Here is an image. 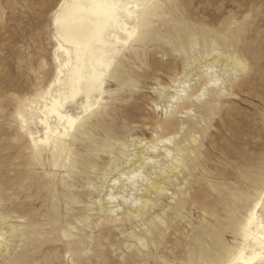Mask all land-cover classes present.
<instances>
[{
    "label": "rangeland",
    "instance_id": "374dc122",
    "mask_svg": "<svg viewBox=\"0 0 264 264\" xmlns=\"http://www.w3.org/2000/svg\"><path fill=\"white\" fill-rule=\"evenodd\" d=\"M62 2L0 0V198L4 199L0 215L11 214L14 218L9 221L19 231L28 226L43 231L40 241L28 244L25 238H10V253L0 257V264L17 260L18 264H72L69 243L80 240L79 247L84 249L80 264L189 262L187 252L197 235L204 237V227L220 230L218 221L229 223L222 202L233 201L231 191L245 192L252 201L264 188L261 183L254 188L235 174L241 157L264 156V150L254 148L264 143V0H159L162 9L149 17L150 38L122 50L106 79L98 114L85 119L89 137L79 135L68 142L67 152L54 153L68 154L67 169L76 158H89L96 166L45 176L52 155L45 152V167L29 166L31 141L18 112L26 110L20 109L22 101L34 99L55 79L54 18ZM232 57L247 68L229 66ZM184 72L189 74L186 88L205 96L176 106L170 96ZM210 77L219 80L217 87L202 85ZM30 129L36 136L43 133L37 123ZM109 136L113 140L105 144ZM166 137L173 138L169 146L173 156L188 157L183 169L166 184V191L151 198L148 211L140 215L121 211L112 215L115 223L110 222L103 211L108 195L127 201L145 197L139 190L148 182L128 186L127 179H133L138 170L129 165L130 157ZM139 141L142 145L136 146ZM158 145L160 164L139 169L148 181L173 160L166 161L164 144ZM62 178L69 187H63ZM188 197L193 201L188 199L186 210L177 216L181 200ZM39 199L41 203L31 204ZM251 206L243 201L238 216L247 215ZM58 213L61 222L56 225ZM211 213L220 217L213 218ZM150 226L157 227V232L147 235ZM63 227L73 233L69 240L62 239ZM137 234L148 236L144 245L136 241ZM225 241L234 246V235L228 231Z\"/></svg>",
    "mask_w": 264,
    "mask_h": 264
},
{
    "label": "bare ground",
    "instance_id": "6f19581e",
    "mask_svg": "<svg viewBox=\"0 0 264 264\" xmlns=\"http://www.w3.org/2000/svg\"><path fill=\"white\" fill-rule=\"evenodd\" d=\"M161 9L162 7L159 0H63L54 18L56 30L54 62L57 65L55 79L46 90L39 92L34 99L25 100L19 104L20 109H26L25 112H23V110L18 112V119L22 125L23 131L27 132L31 141L29 148V166H34V164L38 166L40 164L45 167L43 164L45 152H50L52 157L47 159L50 171L45 170L44 175H55L62 169L67 173L69 170L76 171L81 168L90 169L96 166L95 161L89 158H87V160L76 158L69 166V169H67L66 159L68 154L54 155V153L58 151L67 152L69 150L68 142L76 139L79 135L83 138L89 137V132H86L84 129L86 123L85 119L87 117H94L98 114L97 109L104 100L103 95L105 94L104 85L106 79L111 74L112 68L118 63V56L122 50L131 43L150 38L149 17L153 16L157 11L160 12ZM231 64L239 66L242 70L247 68L245 63L236 57H232L229 66ZM218 81V79L214 80L210 77V79L202 85L210 88L217 87ZM188 83L189 74L186 73L182 78L174 82L175 85L173 87L177 89L172 91L173 94L170 97L173 100L171 101L174 102L173 104H176V106L183 104L184 100L192 104L201 98L203 99L205 96L203 92V94L200 95V92L196 94L193 93L191 89L186 88ZM169 88H172V86ZM165 90H168V88ZM190 90L192 92H190ZM200 90L205 91L206 89ZM168 100L170 101V99ZM76 111L80 113H76ZM168 122L171 121L169 120ZM174 122L173 119V123ZM35 123L39 124L43 129L41 135L36 136L30 131V125ZM111 134L110 132V135ZM104 140L105 144H108L111 143L113 139L109 136ZM157 141L158 143L152 147H145L143 150L136 151L129 159V165L132 168L138 167V170L133 174V179H127L129 183L128 186H130V184H135L137 186L140 181L142 183L148 182L143 190H139L144 193L145 197L140 199L134 198V200L127 201L120 195H108L110 198L106 204L104 203L105 206L103 207V211L109 215L107 218H109L110 222L115 223L112 215L121 211L126 215H140L142 212L148 211L147 208L150 207L149 204L152 202L151 198H153L155 194L164 191L166 184L171 181L173 175H175L186 163L188 157H186L184 153L179 154L177 152L179 155L173 156L172 149L169 148V146H171L170 143L173 141L172 137L163 139L158 138ZM138 143L139 144L136 143L135 145H142L141 141ZM159 143L164 144L165 150L163 153L165 155L163 156H165V160L169 161L171 158L173 160L167 169H162L154 174L155 179L153 181H148L149 178L146 177L147 175H141L139 169H141L144 164H152L153 167L160 164V162L156 160L162 156V151L159 149L158 145ZM254 148L256 152H260L264 150V143H256L254 144ZM186 153L188 152L186 151ZM192 155L193 154H191L190 157H192ZM240 160L242 162L241 166L238 165L235 167V174L238 180L249 181L250 185L254 188L260 183L264 186V171H262L264 156L258 153L249 158L241 157ZM227 162L230 163L232 161L228 159ZM37 170L38 168L35 171ZM26 176H28V174ZM67 181L65 178L63 179L62 183L64 188H67L69 185ZM126 184L123 187L127 186ZM142 186L144 185L142 184ZM31 187L32 186H30V188ZM37 189H39L38 186ZM260 190L261 191L257 194L258 196L252 201L247 198L245 192L239 194L230 190L233 201H230V203L224 201V199L223 202L221 201L224 208L223 216L228 219L229 223L218 221L220 230H210L204 227V237L197 235V238H194V244L190 245L193 249L187 252L189 255V262L182 261L181 264H264V188ZM120 197L122 200H120ZM51 198L52 197H50V199ZM188 199L189 197L181 200L182 209L178 211L177 216H180L181 213L186 210L187 204L192 200L190 198L191 200L189 199L188 202ZM0 200L4 199L1 197ZM243 201L252 204V206L248 208V214L243 215L244 217L241 215L238 216L240 209L243 208L241 207ZM46 202L48 201H44V203ZM53 202L52 200V203ZM221 202L219 204H221ZM39 203H41V199L37 200V202L33 201L31 204L36 205ZM124 205L127 207L125 208ZM211 207L214 208L212 205ZM205 209L207 210V208ZM211 214L213 218L220 217L217 216V214L216 216L213 213ZM58 216L56 214V219L58 218L57 220L55 219L56 225L61 222L60 213H58ZM10 218L14 217H12L11 214L9 215V213L0 215L1 258L10 253L8 245L10 238H25L26 244H28L27 242L40 241L38 239L43 236V231L34 228L30 229L29 226L27 229L19 231L15 224L9 221ZM116 220L119 221L118 219ZM37 221L36 217V219H33L32 223L37 224ZM160 221L163 224L166 223L163 218H161ZM50 223L52 224L53 221ZM67 225H69L72 230L76 229V227L70 223H67ZM68 230L65 227L62 228V239L69 240V238H71L73 233ZM156 230L157 227L150 226V228L146 230V234H154ZM228 231L235 237L234 246L225 241ZM147 235L137 234L136 241L140 245H144L147 242ZM69 245L71 246V250L69 249L68 252L70 251L73 256L72 264H80L79 257L81 253L83 254L84 252V249L79 247V245L81 246V240L72 241ZM205 255H207L206 258ZM17 262L15 264H18Z\"/></svg>",
    "mask_w": 264,
    "mask_h": 264
}]
</instances>
